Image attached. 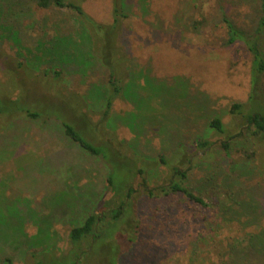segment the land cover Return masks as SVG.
<instances>
[{
    "label": "rangeland",
    "instance_id": "rangeland-1",
    "mask_svg": "<svg viewBox=\"0 0 264 264\" xmlns=\"http://www.w3.org/2000/svg\"><path fill=\"white\" fill-rule=\"evenodd\" d=\"M74 1L94 21L111 22V0ZM258 3L126 0L128 17L117 39L127 59L124 90L111 105L106 128L125 144L123 151L149 162L145 185L167 181L159 154L170 157L179 150L172 154L178 166L195 151L194 138H224L209 127L211 118L241 135L231 141V161L214 144L188 174L186 185L207 206L182 194L137 195V239L118 264H248L249 240L264 232V138L245 133L244 122L229 112L233 103L248 99L250 55L240 43L224 45L220 19L225 12L246 26ZM83 27L72 9L0 0V98L18 100L0 114V264L5 256L14 264H34L32 252H65L69 229L98 209L106 194L102 158L67 138L59 122H42L44 114L74 119L65 102L79 110L90 85L96 89L86 100L89 114L94 121L100 117L106 70L100 51L88 43L92 33ZM261 46L264 52V30ZM121 63L119 56L110 58L113 68ZM262 82L264 93V75ZM26 109L43 115L32 119ZM139 182L142 177L134 187ZM240 195L247 199L240 205L245 214ZM255 245L264 247L263 234ZM93 262L91 255L83 260Z\"/></svg>",
    "mask_w": 264,
    "mask_h": 264
},
{
    "label": "trees",
    "instance_id": "trees-1",
    "mask_svg": "<svg viewBox=\"0 0 264 264\" xmlns=\"http://www.w3.org/2000/svg\"><path fill=\"white\" fill-rule=\"evenodd\" d=\"M17 2H31L38 8L48 9L51 7L68 8L74 10L80 18L82 25L92 33V40L88 43L96 45L97 51H100V63L105 68L106 94H103L102 107L98 110L100 117L97 121L92 120L89 113L93 110L87 102V97H91L94 86L86 90L85 95L81 97L78 105L79 110L71 108L66 102L65 105L73 115L68 119L64 114L46 115L37 111L24 110L26 116L32 119H38L41 115L42 122L55 120L64 135L73 143L78 145L83 151L90 155H95L106 163L108 173L105 181L107 183L106 194L98 205V209L88 213L79 225L73 226L68 231V245L65 252L56 254L55 252H32L30 255L34 259V264H83V260L90 255L93 256V263L97 264H118V258L121 254L135 243L139 231L137 211L134 205L138 194H145L149 197H164L169 194H182L187 200L193 201L201 206H207L208 202L189 189L185 181L190 171L196 168L197 163L206 159L214 148H220L223 156L231 161L230 146L231 141L241 135L231 133L229 128L219 118H211L208 123L216 134L224 138L218 142L197 137L192 140L194 152L189 155H183L178 166L173 164L172 154L170 157L159 154L158 158L162 166L168 171L169 175L164 183L148 187L145 185V175L149 162L143 159L136 152L123 151L125 144L117 141L114 133L107 127L110 116L111 105L116 98H120L124 90V66L127 61L125 54H121V48L117 44V39L121 33L123 22L128 17L126 0H111L110 23L104 24L94 21L87 15L80 2L74 0H16ZM226 38L224 45H233L240 43L250 55L249 85L250 91L246 102L233 103L229 110L230 114L239 117L244 123V132L252 137L264 138V93H263V75H264V52L261 46V37L264 30V0H259L258 6L254 9V14L250 24L238 25L234 20L222 12L221 19ZM14 43L19 42L17 33L11 35ZM63 41V40H62ZM64 42V41H63ZM114 49L115 53H111ZM120 51V54L118 53ZM119 56L122 63L117 68L110 66V58ZM98 57V58H99ZM80 97V96H79ZM84 99V101L82 100ZM16 101V102H15ZM18 105V100L6 102L0 98V114H4L5 108ZM257 104L258 106H253ZM5 107V108H4ZM257 107V108H255ZM56 108V107H55ZM58 109H60L58 107ZM95 139L99 142L95 143ZM203 153V154H200ZM124 158L129 159L127 162ZM146 162H141L143 161ZM123 169L126 176H123ZM128 177V178H127ZM142 177V182L134 187L135 179ZM242 200L245 196H239V210ZM264 235V232H260ZM255 234L250 240L246 252V262L248 264H264V247L255 245V240L260 235ZM235 251V250H234ZM243 252L241 251L240 254ZM110 255L111 259L108 257ZM2 264H14L12 257L5 256Z\"/></svg>",
    "mask_w": 264,
    "mask_h": 264
}]
</instances>
